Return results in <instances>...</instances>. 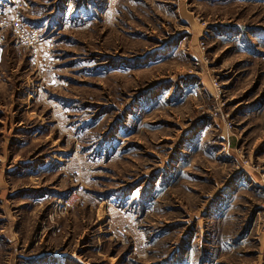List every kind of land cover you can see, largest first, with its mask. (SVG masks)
Masks as SVG:
<instances>
[{
    "label": "rangeland",
    "instance_id": "obj_1",
    "mask_svg": "<svg viewBox=\"0 0 264 264\" xmlns=\"http://www.w3.org/2000/svg\"><path fill=\"white\" fill-rule=\"evenodd\" d=\"M16 17L0 264H264V0H0Z\"/></svg>",
    "mask_w": 264,
    "mask_h": 264
},
{
    "label": "built area",
    "instance_id": "obj_2",
    "mask_svg": "<svg viewBox=\"0 0 264 264\" xmlns=\"http://www.w3.org/2000/svg\"><path fill=\"white\" fill-rule=\"evenodd\" d=\"M0 25H2L4 27H6V26L12 27V30H13L14 34L18 38L22 39V37L24 35V31H23V27L19 23L17 17L16 18H13L12 21L11 22H8V23L6 22L5 19L4 20H1L0 21ZM30 37H31L32 41H36V33H32Z\"/></svg>",
    "mask_w": 264,
    "mask_h": 264
}]
</instances>
